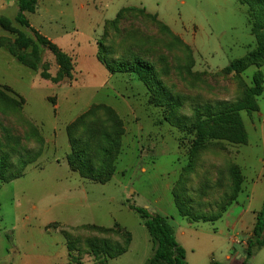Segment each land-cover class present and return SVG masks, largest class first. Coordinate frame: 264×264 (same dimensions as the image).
<instances>
[{
	"label": "rangeland",
	"instance_id": "obj_1",
	"mask_svg": "<svg viewBox=\"0 0 264 264\" xmlns=\"http://www.w3.org/2000/svg\"><path fill=\"white\" fill-rule=\"evenodd\" d=\"M128 6L144 7L180 39L166 45L158 41L151 57L156 59L167 88L182 101L177 113L180 117L190 118L196 104L235 101L243 87H251L256 71L264 73V67L254 66L240 74L223 73L230 62L255 47L246 7L238 0H40L38 11L28 18L33 25H41L43 33L59 34L57 45L74 48L70 56L73 68L69 77L59 75L54 56L36 42V70L20 64L0 46V91L19 103L14 108L0 97V136L3 129H11L30 153L41 151L39 158L25 168L23 177L0 182V264H146L152 255V243L130 205L168 218L177 243L185 251L186 264H264V245L260 249L254 246L252 257L246 259L252 230L244 233L235 223L240 214L249 221L253 212L261 210L264 199V82L263 92L256 99L258 110L239 112L247 142H217V148L200 155L182 186L194 203L207 202L210 207L217 193H229L226 168L232 163L244 178L236 203L214 223H190L179 217L172 190L188 164L187 150L193 136L165 120L167 108L148 103L141 82L132 80L124 87L123 75H110L95 58L94 39H101L105 21ZM16 14L17 7H11L3 17L31 37L14 21ZM135 15L120 23L121 30L161 35L153 24ZM15 37L0 29L1 43H12ZM31 51L29 47L26 53ZM42 71L58 78V82L42 79ZM6 84L12 86V93L4 91ZM98 104L122 112L119 116L111 108L121 117L124 132L115 172L105 184L79 177L66 162L70 151L66 128ZM31 126L38 131L41 144L36 142ZM115 224L131 236L126 253L106 262L87 255L86 240L109 239L122 244V237L82 227L112 228ZM65 232L77 241L71 261ZM11 248L17 252L11 253Z\"/></svg>",
	"mask_w": 264,
	"mask_h": 264
},
{
	"label": "trees",
	"instance_id": "obj_2",
	"mask_svg": "<svg viewBox=\"0 0 264 264\" xmlns=\"http://www.w3.org/2000/svg\"><path fill=\"white\" fill-rule=\"evenodd\" d=\"M37 2L38 0H15L17 14L14 21L27 29L31 37H27L18 31L12 25V21L0 16V29L16 35L12 43L6 45L0 42V46L4 47L23 66L36 70L39 59L34 43L36 42L47 48L54 56L59 66V75L63 74L69 77L73 68V59L34 30L25 16L26 13L35 12ZM238 3L246 7L245 17L250 34L255 40V47L244 57L230 62L223 69L225 75L243 73L251 66L257 69L264 67V0H238ZM132 14H136L135 17L140 16L144 21L153 24L161 35H149L140 30H137V33L135 29L131 32L121 30L120 23ZM178 40L180 41L163 22L158 20L155 15L147 13L144 7L128 6L120 9L114 19L105 21L102 37L96 41V59L110 75H127L141 82L148 93V103L162 109L167 108L165 120L177 126L180 132L193 136L187 150L188 164L183 169L182 177L172 190L173 202L178 216L185 218L190 223H214L220 220L224 213L236 203L244 182L240 168L235 164H229L226 168L229 178V185L226 190L229 193L226 191L217 193L218 195L210 207H208L207 202L194 203V200L188 196V191L186 192L182 186L187 181L188 173L198 163L200 155L211 147L217 148L219 146L217 142L226 141L237 145H243L247 142V134L239 112L245 111L250 114L258 110L256 99L263 92L264 73L260 70L256 71L252 76L251 87H243L241 96L235 101L196 104L192 107L190 118L180 117L177 113L182 101L167 88L159 75L155 64L156 59H151L158 41L166 45V42L172 44L173 42L178 43ZM181 46L188 51V47L184 46L183 43ZM29 47L32 48L30 54L26 53ZM167 51L172 52L173 50ZM40 76L42 79L53 83L59 80L52 78L44 71L40 73ZM4 91L12 93L8 87H5ZM0 97L10 103L11 107H19L16 100L7 98L1 91ZM28 127L30 128V124ZM31 128L33 129L32 126ZM33 132L37 138L36 142L41 144L42 140L38 131L33 129ZM123 133L121 119L113 109L104 104L90 107L86 113L79 116L66 128V137L70 147V151L66 155L69 170L94 183L105 184L109 182L116 169L115 162L121 151ZM40 154V150L34 154L30 153L18 135L14 134L11 129H3L0 136V182L9 183L23 177L25 168L35 162ZM218 184L219 182L216 184V191L217 187H220ZM223 187L225 189V186ZM204 195H206L205 192ZM213 207H215L214 210ZM130 209L142 220L152 243V255L146 264H186L185 251L177 243L173 227L168 223L167 217L151 214L134 205H130ZM82 228L106 235L115 233L121 235L122 244L112 242L109 239L100 242L98 239L91 238L85 241V253L95 258L101 257L104 262L116 259L126 253L131 243L130 234L117 224L112 228L94 225H86ZM64 236L67 241L68 258L71 261L72 253L77 249V241H74L66 232ZM263 237L264 200L261 210L255 216L251 240L248 241L245 252L246 259L252 257L254 246L256 249H260L264 245ZM209 264L220 263L212 261Z\"/></svg>",
	"mask_w": 264,
	"mask_h": 264
},
{
	"label": "crops",
	"instance_id": "obj_3",
	"mask_svg": "<svg viewBox=\"0 0 264 264\" xmlns=\"http://www.w3.org/2000/svg\"><path fill=\"white\" fill-rule=\"evenodd\" d=\"M39 3H40V0H38L37 2V6H39ZM36 6V10L34 13H36L38 11V7ZM11 7H16L15 5V0H0V15L4 16L3 13L8 9V8H11ZM32 13V14H34ZM28 14L29 13H26L25 16L30 24V26L36 30L40 35H42L43 37L47 38L51 43H53L54 45H56L62 52H64L65 54L71 56L73 53H74V48L70 45V47L68 49H66V47H63V45H57L56 44V38H58L59 34L58 35H48L46 33H43V29H42V26L41 25H33L31 22H30V18H28ZM98 39V38H97ZM97 39H94L95 41V45H96V40ZM95 55V54H94ZM95 58H96V55H95ZM75 68H76V65H75ZM134 80V78L130 77V76H127V75H123V78L121 79V82L123 84L124 87H126L127 85L129 86L130 83L129 82H134L132 81ZM119 81V80H118ZM107 84V82L105 83V85ZM9 88H12L11 85H7ZM13 89V88H12ZM124 101L123 103L124 104H128V102H126V100H122ZM113 108L116 113L120 116V114H122V112L119 110V112L116 110V108L114 107H111ZM121 118V117H120ZM67 138V137H66ZM264 200V199H263ZM263 202V201H262ZM255 216H256V213L253 212L252 214V218L249 220V221H246L245 220V217L244 215L240 214V216L238 217V219L236 220V224H237V227L239 228L240 231H243L244 233H250L251 230H252V227L254 226V223H255ZM235 224V225H236ZM3 248V241H2V238H0V249ZM233 250V249H231ZM13 252H17L16 249L14 248H11V253ZM229 258V257H227Z\"/></svg>",
	"mask_w": 264,
	"mask_h": 264
}]
</instances>
